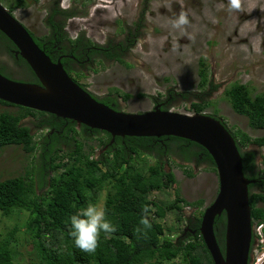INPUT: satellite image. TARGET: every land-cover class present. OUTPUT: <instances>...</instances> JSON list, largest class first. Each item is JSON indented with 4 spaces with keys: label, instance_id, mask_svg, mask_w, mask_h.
Masks as SVG:
<instances>
[{
    "label": "trees",
    "instance_id": "trees-1",
    "mask_svg": "<svg viewBox=\"0 0 264 264\" xmlns=\"http://www.w3.org/2000/svg\"><path fill=\"white\" fill-rule=\"evenodd\" d=\"M24 2L12 1L21 7L26 6L27 2ZM66 13L67 18L77 15L73 8ZM46 22L47 33L31 34L53 60L57 59L51 51L58 47L70 54L78 48H91L93 53L97 52L98 44L85 32H80L74 39L65 31L66 24L56 21L54 14ZM132 33L126 40L133 37L132 41H135L138 33ZM0 44L6 46L15 66L22 68V81L40 82L27 61L16 53L17 46L2 31ZM126 47L124 41L112 43L106 54L130 66L125 60ZM119 48L123 51H118ZM0 72L8 77L18 73L1 59ZM199 75L200 85L204 87L208 82V65L204 59L200 61ZM79 78L81 75L77 80ZM118 92V88H112L109 94L118 95ZM225 94L234 111L248 118L251 128L264 129V93H254L248 84L234 82ZM122 96L124 101L130 98L128 93ZM96 98L110 106L115 102L113 108L122 110L115 97L99 98L96 95ZM0 103L18 108L17 111L0 112V149L15 145L33 155L32 165L25 175L0 180L1 214L11 216L16 211L28 212L23 224H16L0 236V264H16V234L21 230L33 245L40 264H214L200 232L204 200L189 201L182 196L176 175L165 167L164 159L167 156L170 163L176 161L172 156H183L190 161L203 153L202 160L211 162L217 170L205 147L178 136L113 138L107 131L83 124L79 127L71 119L3 100ZM172 103L170 101L162 109H171ZM191 107L195 113H202L206 104L195 101ZM211 115L222 119L237 141L244 172L249 179L255 180L249 184L252 221H264V193L259 191L264 184L261 181L264 170L257 163L256 151L247 149L250 144L264 146V135L253 137L240 128L233 130L221 116ZM28 117L32 121L24 120ZM36 130L40 134L38 138L34 133ZM149 156L154 158V163H150ZM173 186L176 187L174 199L163 201L151 197L156 192L165 193ZM103 197L106 218L116 231L101 233L95 253H85L75 246L69 217L88 203L98 205ZM145 206L150 209L148 218L152 228L146 234L137 233L135 229L140 226ZM186 206L197 209L188 215ZM222 225H226L225 214L216 219V236L224 252L225 229Z\"/></svg>",
    "mask_w": 264,
    "mask_h": 264
},
{
    "label": "rangeland",
    "instance_id": "rangeland-1",
    "mask_svg": "<svg viewBox=\"0 0 264 264\" xmlns=\"http://www.w3.org/2000/svg\"><path fill=\"white\" fill-rule=\"evenodd\" d=\"M12 1L0 0L6 7L12 5L14 15L36 35L48 32L44 16L45 6L50 0H28L25 7L16 6ZM62 2L81 13L67 22V32L71 37L85 31L93 41L105 44L125 39L127 30L136 32L137 20L142 24L140 32H137L140 37H136L133 49L125 57L130 66L116 60H105L104 65L88 68V74L79 78L94 94L101 96L109 89L118 88L119 95L130 94V98L121 103L124 111L143 112L153 108V97L159 94L164 98L169 91L187 93L185 99L175 96L171 110L193 114L191 106L197 101V96L204 98L201 103L206 104L205 113L221 116L233 130L240 128L253 137L264 135V129L251 128L248 118L234 111L225 94L234 82L248 84L254 93H264V0H245L246 8L249 4L256 5L250 13L230 11L228 0ZM181 11L187 13L190 21L183 32L173 29L170 24ZM202 59L208 65V82L204 87L200 85L199 75ZM6 110L17 111L18 108L0 103V112ZM34 133L36 138L40 136L37 130ZM247 149L258 152L257 163L264 170V146L250 144ZM32 159L33 155L19 146L0 149V180L25 175ZM148 159L150 163L155 162L151 156ZM37 167L39 172L40 167ZM165 167L173 170L181 194L187 200L203 199L202 209H205L216 198L219 179L211 162L197 163L193 167L190 163L177 165L171 160ZM190 171L192 175L188 174ZM175 188L173 186L165 193L156 192L151 197L172 200ZM103 204L104 197L98 206L103 208ZM196 209L186 206L185 213L193 214ZM27 218L26 211H16L11 216L0 212V236L16 224H23ZM16 239V264H40L33 245L26 240L22 230L17 232Z\"/></svg>",
    "mask_w": 264,
    "mask_h": 264
},
{
    "label": "water",
    "instance_id": "water-1",
    "mask_svg": "<svg viewBox=\"0 0 264 264\" xmlns=\"http://www.w3.org/2000/svg\"><path fill=\"white\" fill-rule=\"evenodd\" d=\"M0 31L18 48L39 83L12 79L0 72V100L71 119L116 136H178L194 141L213 157L219 191L205 208L200 232L214 264H252L254 236L249 179L237 141L221 119L187 114L157 105L143 112L118 110L98 100L75 81L62 62L54 61L30 31L0 2ZM225 213L224 252L216 236V219ZM264 233V227H263Z\"/></svg>",
    "mask_w": 264,
    "mask_h": 264
},
{
    "label": "flooded vegetation",
    "instance_id": "flooded-vegetation-1",
    "mask_svg": "<svg viewBox=\"0 0 264 264\" xmlns=\"http://www.w3.org/2000/svg\"><path fill=\"white\" fill-rule=\"evenodd\" d=\"M26 2H28V0H25L24 3H26ZM8 7H6V8L12 14H14L13 8H11V7L8 8ZM22 7H24V6H22ZM71 8L75 9V7H71ZM71 8L65 9V6H64V3L62 2V0H50V3H48L45 6V10H46V13H45V16H44L45 24L47 23L46 22L47 18L51 14H54V19L56 21L64 22L66 24V26L64 27V29H65V31H67V22H68V20L69 19H72V18H75V17H78L79 15H81V13L75 9L77 11V15L76 16H73L71 18H67L66 11H68ZM14 16L17 18L16 15H14ZM20 22H22V24L30 31V33L33 32L27 24H25L23 21H20ZM136 22H137L136 24H139L137 26V29H136L137 31L136 32H133L131 30V31L128 32V30H127L126 31L127 33H126L125 39H123V40H118V41H115V42L110 41V42H107L105 44H100V43L94 41L95 43L98 44V46H96V48H95L96 51H97L95 53H93L91 51V48H88L87 50L79 49L78 48L79 50L78 49H75L74 53L73 54H70V53H65L60 47H58L55 50L51 51V54L53 55L54 58L57 59L56 61H59L60 60L62 62L64 68L67 70V72L70 74V76L75 81H77L83 87H85L86 89H88V91L90 93H92L96 97V94H94L86 86V84L82 83L80 81V79L77 80L78 76L81 75V77H82V75H87L88 74L87 69L90 68V67H94L96 64H98L100 66L101 65H104V61L105 60H116V61H118L116 58L109 57L106 54L111 49L110 48V44H112V43L120 44V42L124 41L125 45L128 46V47H126L127 49L125 51V55L128 56V54L130 53L129 51L131 49H133V46L132 45L136 42V38H135V41H132L133 37L132 38H128L127 40H126V37L130 34V32L131 33L133 32V33L136 34L139 31V28L142 25V24H140V21L139 20H137ZM47 28H48V26H47ZM82 32H85V31H82ZM76 37H74V39ZM138 37H140V34L138 35ZM128 43L130 45H128ZM112 50H114V49L112 48ZM118 51H123V48H119ZM57 54H59V55H57ZM1 55H4V56L6 55V56L5 57H2ZM0 59L5 64H8L11 69H13L15 71H18V73H14V75H11L10 77L12 79L21 80V79H19L17 77L20 76L22 78V76H21V74H22V68L19 65L15 66V63L13 62V59L10 58V56L8 55V52L6 51V46L4 44L3 45L0 44ZM81 68H83V71L80 70ZM93 71H95V69H93ZM110 91H111V89H109L105 94L99 96V98H103V97L105 98V97H108V96H112V97L117 98L118 102L121 105V103L124 102L123 96L122 95H119V94L118 95L117 94L116 95L115 94H109ZM172 94H174V93H170V91H169V93L164 98H162L160 94L157 95V97H153V101H154L153 102V104H154L153 108H155L157 105L161 106V108H164V106H166L170 101L171 102H174V99H173V95ZM185 94H186V96H184ZM174 95L175 96L179 95V96L183 97L184 99H185V97H187V93H177V94H174ZM191 95L192 94H190L189 98H191ZM195 97L197 99V102H202V100L204 99V98H198L197 96H195ZM114 105H115V102H111V106H114ZM28 118H30L29 121H32L31 117H28ZM190 150H193V148H191ZM100 152H101V150H100ZM256 153H257V156H256V158H257L258 157V152L256 151ZM172 157L179 164H182V163H190L191 165H193V167H194L195 164L197 165V163L199 164V163L209 162L207 160H202V158L204 157V154L203 153H201L199 155V157H193L190 161L189 160L186 161L183 156H172ZM198 158H200V160ZM164 159H166V162H165V166H166V165L169 164V161L167 160V156H165ZM262 178L263 179H261V181H264V177H262ZM259 191H263V193H264V184L261 185V188L259 189ZM223 214H225V213H223ZM222 228L225 229V226L222 225Z\"/></svg>",
    "mask_w": 264,
    "mask_h": 264
},
{
    "label": "clouds",
    "instance_id": "clouds-1",
    "mask_svg": "<svg viewBox=\"0 0 264 264\" xmlns=\"http://www.w3.org/2000/svg\"><path fill=\"white\" fill-rule=\"evenodd\" d=\"M64 6L65 9L71 8L70 5L66 6L65 2H64ZM228 7L230 11H235V12L247 11L250 13L256 9V5L254 4H249L246 8L245 0H228ZM170 24L173 29L180 30L182 32L185 31L186 27L190 24L187 13L181 11L175 19L170 21ZM187 114L193 115L197 113H195L194 111L193 114L191 113H187ZM201 114H207V113L203 111ZM149 211L150 209L148 206H145L142 209L143 216L139 221L140 226L135 229L137 233L146 234L147 231L152 228V224L148 218ZM69 220L71 225V235L74 238L75 246L79 248L81 251L89 254L95 253L96 249L98 248L100 243L101 233L111 234L116 231V227L106 218L105 209L94 203H88L87 206L82 208L78 213L71 215L69 217ZM260 222H264V221H260ZM255 223H253V225H255ZM255 248L256 247H254V249ZM254 249H253V255H254Z\"/></svg>",
    "mask_w": 264,
    "mask_h": 264
},
{
    "label": "built area",
    "instance_id": "built-area-1",
    "mask_svg": "<svg viewBox=\"0 0 264 264\" xmlns=\"http://www.w3.org/2000/svg\"><path fill=\"white\" fill-rule=\"evenodd\" d=\"M264 222H256L254 225V234L258 239V245L254 249V260L252 264H264Z\"/></svg>",
    "mask_w": 264,
    "mask_h": 264
},
{
    "label": "bare ground",
    "instance_id": "bare-ground-1",
    "mask_svg": "<svg viewBox=\"0 0 264 264\" xmlns=\"http://www.w3.org/2000/svg\"><path fill=\"white\" fill-rule=\"evenodd\" d=\"M19 106V105H18Z\"/></svg>",
    "mask_w": 264,
    "mask_h": 264
}]
</instances>
